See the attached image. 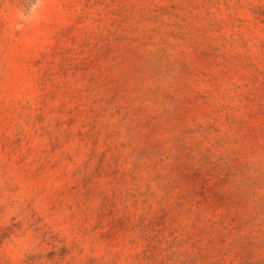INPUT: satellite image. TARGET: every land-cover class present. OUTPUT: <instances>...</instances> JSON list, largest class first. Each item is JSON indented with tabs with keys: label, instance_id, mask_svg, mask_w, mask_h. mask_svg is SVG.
<instances>
[{
	"label": "rangeland",
	"instance_id": "1",
	"mask_svg": "<svg viewBox=\"0 0 264 264\" xmlns=\"http://www.w3.org/2000/svg\"><path fill=\"white\" fill-rule=\"evenodd\" d=\"M0 264H264V0H0Z\"/></svg>",
	"mask_w": 264,
	"mask_h": 264
}]
</instances>
